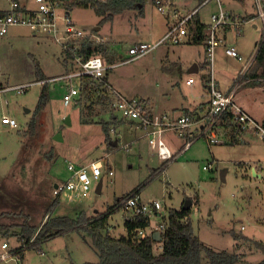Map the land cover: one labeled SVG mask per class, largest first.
<instances>
[{"label":"rangeland","instance_id":"1","mask_svg":"<svg viewBox=\"0 0 264 264\" xmlns=\"http://www.w3.org/2000/svg\"><path fill=\"white\" fill-rule=\"evenodd\" d=\"M190 2L197 5V0ZM216 2L211 1L198 11L207 36L210 33V14L218 11ZM144 5L148 19L141 27L138 19L143 12L140 9L123 12L112 21L101 23L103 17L95 9L75 5L71 16L79 28L99 37L101 41L94 44L108 42L111 45L108 54L119 62L135 43H155L165 33L166 29L160 27L164 23L162 13L154 8L151 0H145ZM9 7L8 0H0V9L8 10ZM257 23L261 26L260 20ZM244 32L239 41L243 46L250 45V49L256 52L261 29L252 30L248 26ZM199 52L203 56L204 46L195 47L190 42L180 45L167 42L140 59L112 67L110 80L119 89L122 88L120 90L128 98L149 100L156 113L170 111L176 103L189 106L193 104L191 99L201 100L202 81L195 82L192 87L185 83L187 77H193L187 70L192 66L191 59L198 57ZM179 55L185 60L183 74L173 63L179 60ZM249 55L242 63L249 61ZM65 60V52L50 35L34 36L26 27H13L7 35L0 36V215L4 214L1 220L8 224H20L25 216H29L32 225L40 226L44 218L51 214L52 204L58 200L54 194L56 183L65 181L70 175L68 162L90 165L99 160L104 165L101 194L97 193L100 182L94 180L89 198L77 204L64 199L52 212L53 217L75 218L85 213L95 218L114 209L108 221V233L119 237L126 234L125 222L131 216V211L124 208L123 203L135 191H139L143 202L158 201L163 207L160 216L151 217L153 228L164 223L169 210H182L188 201L192 204L199 199L194 203V212L189 218L194 235L215 251L235 252L239 247L236 251L242 254L239 264L261 262L264 250L259 249L256 243H264V177H253L252 171L242 169L236 163L243 162L244 166V161L251 162L244 167L257 166V171L264 174V138L259 136L247 145H230L229 136H226H232V131L220 127L215 131L225 139L224 143L211 145L206 138H200L183 154L165 161L151 149L148 138L139 137L142 133L131 126L124 127L128 123L122 120L121 113L112 110L107 114L123 122L121 127L125 132L123 134L121 127L118 128L116 136L122 135L123 138L114 146L110 142L115 135L110 133L112 141L108 142L99 123L102 119L112 121L111 116L104 115L102 105L95 103L92 112L96 116L88 117L82 108L88 107L92 100L78 104L81 98L78 97L76 102L65 106V82L59 80L70 70ZM38 69L46 79L39 80ZM177 83L178 86H175ZM29 84L25 92L1 91ZM45 84L50 85L49 103L37 116L35 125L40 126L38 131H34L30 123ZM261 87L251 90L252 93L246 96L242 93L241 100L253 111L256 108L258 116L264 117V82ZM241 92L243 90L236 93L241 95ZM6 115L17 120L18 128L11 129L2 123ZM181 115L185 114H176ZM86 119L90 122L83 123ZM233 137L238 139L235 135ZM169 138L176 145L182 141L172 132H169ZM239 139L243 141L241 137ZM244 148H250L247 154ZM108 165L112 167V176L107 171ZM222 170L228 171L226 180H222ZM5 242L12 250L21 246L17 237L0 234V254L1 245ZM155 247L156 251L161 250V244ZM24 255L18 263L98 264L100 261L91 237L79 231L57 236L40 248H27ZM208 261L204 253V264ZM0 264H17V261Z\"/></svg>","mask_w":264,"mask_h":264},{"label":"built area","instance_id":"2","mask_svg":"<svg viewBox=\"0 0 264 264\" xmlns=\"http://www.w3.org/2000/svg\"><path fill=\"white\" fill-rule=\"evenodd\" d=\"M74 1L9 0V9L0 10V36L7 35L13 27H26L36 35H50L62 47L66 55V65L70 66V70L59 78V80L65 82V106H69L74 103L76 98H80L86 78L92 79L96 84H102L100 90L110 97L111 110L121 113L122 120L131 125L135 131L142 133V136L139 137L148 138L150 147L165 161L173 157L163 138L166 133L172 132L183 140L185 149L189 148L192 143L200 138H206L211 145L222 144L225 139L220 138L215 130L223 127L221 123L228 115L231 117L229 121L230 131L238 139L241 137L244 141L245 134L249 131L256 136L264 138L263 125L258 123L236 101L237 89L246 80L248 72L257 62L259 51L264 44V0H255L257 19L261 21V38L255 55L248 62L242 63L246 58L239 52L236 45L226 44L225 46L227 56L243 64L235 83L227 92H223L218 88L215 76L216 49L222 42L218 32L220 29L234 26L237 30V35L240 36L244 22L239 19H233L231 13L222 7L220 0H204L195 10L186 14L176 8L175 0H153L158 12L172 15L173 22L170 24L167 33L155 43L141 42L132 45L129 47L126 57L120 59L114 65H108L101 55L86 58L83 52L84 46L96 43V41L100 42L101 40L93 33H88L79 28L73 21L68 7ZM211 1H217L219 9L211 15L210 33L206 39L209 104L205 114L201 116L193 114L174 116L171 113H155L147 100L128 98L115 90L108 81H104L107 71L114 66L140 59L167 42L172 45L183 44L198 11ZM32 5L33 7H31ZM28 87H30V84L10 87L1 91L16 90L17 92H25ZM2 123L12 129L18 128L19 125L16 119L7 115L3 116ZM116 130L117 128L113 125L110 132L115 133ZM103 168L104 165L101 161L93 162L86 167H79L73 163L68 164L70 175L65 181L57 184L54 190L55 196L62 200L66 199L71 203H81L84 199L90 197L93 182L94 180H99L103 175ZM108 173L111 176L113 175V171ZM123 205L124 208L131 211V216L127 218L130 221L135 220L138 215H146L150 218L160 216L163 210L162 205L158 201L143 202L139 191H135L128 196ZM119 206L121 205L119 204ZM165 227L166 223L164 221L158 228H154L156 231L162 232ZM150 229L139 230L135 234V238H147ZM35 238L36 236L33 239ZM9 247L7 242L1 245L0 262L16 260L17 264H21L18 263L22 259L21 255L15 251L16 248L12 250Z\"/></svg>","mask_w":264,"mask_h":264},{"label":"trees","instance_id":"3","mask_svg":"<svg viewBox=\"0 0 264 264\" xmlns=\"http://www.w3.org/2000/svg\"><path fill=\"white\" fill-rule=\"evenodd\" d=\"M203 1H201L202 3ZM145 0H75L68 7L72 10L75 5L91 7L96 13L103 17L101 23L112 21L114 16L128 10L143 9ZM141 5V8H140ZM195 31V43H203L205 36L203 35V27L196 23L190 26V30ZM207 37V36H206ZM206 41V40H205ZM111 45L108 42L104 44H87L84 46L83 52L86 58L101 55L107 64L113 65L118 61L108 54V49ZM258 64L264 67V44L261 47L258 58ZM208 63H206L207 67ZM39 80H44L46 77L43 72L38 69L37 73ZM108 71L104 77L107 82ZM83 87L81 98L78 104H82L84 100H92L88 107H81L86 116L96 113L92 112V107L95 103L102 105V111L107 114L112 111L110 108L111 99L105 92L100 90L102 84H96L92 79L86 78ZM50 85L45 84L41 92L40 99L37 105L36 113L30 123L31 129L34 131L39 128L35 125L38 119L37 116L44 110L49 103ZM95 98V99H94ZM230 115L223 119L221 125L229 128ZM86 119L83 123H89ZM105 132L107 141L111 140L110 130L114 125L119 128L123 122L112 116L111 122H106L103 119L99 122ZM264 127V123L262 124ZM38 131V130H37ZM229 136V137H228ZM227 135L230 143H238V139ZM111 147V146H110ZM154 175V173H153ZM60 199L58 198L52 204V212L58 207ZM110 209L107 212L95 217L89 218L85 213L77 215L75 218L67 216L53 217L52 212L40 226L32 225L29 216H25L20 224L4 223L1 219L4 214L0 215V234L4 236L13 235L20 241L21 246L15 251L23 258L27 248H40L44 243L57 236L65 235L73 231L85 233L92 239V243L99 253L100 261L98 264H204L203 254L208 256L207 264H239L242 254L237 253L239 247H236L235 252L215 251L206 247L200 239L194 235L189 216L191 209L187 210H169L166 217V227L161 232L162 240L157 241L154 237L155 228L152 227L151 218L146 215H138L135 220H126V234L119 237L112 236L108 233V221L110 215L114 212ZM22 217V216H19ZM150 229V233L145 239L135 238V234L141 229ZM36 236L35 239H33ZM156 244H161V250L156 251ZM256 246L264 250V243L257 242ZM41 250V249H38ZM264 264V259L257 263Z\"/></svg>","mask_w":264,"mask_h":264},{"label":"crops","instance_id":"4","mask_svg":"<svg viewBox=\"0 0 264 264\" xmlns=\"http://www.w3.org/2000/svg\"><path fill=\"white\" fill-rule=\"evenodd\" d=\"M151 1H152V5L155 8L154 1L153 0H151ZM199 1L201 3V1H204V0H197V5H194V2L191 3L190 0L189 1H187V0H181V1L175 0V2H176V8L177 9H180L182 11V13H185L186 14V13H189V12L195 10L198 7ZM216 3H218V2H216ZM220 4L222 5V7L225 10H227V11H229L231 13L233 19H236V20L239 19L242 22H244V24L242 26V34L240 36L237 35V30L235 29L234 26H229V27H227L225 29H220L219 32H218L219 33V38L222 40V42H221V44L216 49V54H215V71H216L215 73L216 74H215V76H216V79H217V82H218V88L221 91H223V92H227V91L230 90V88L235 83V81H236V79H237V77H238V75H239V73H240V71H241V69L243 67L242 66L243 64L242 63H239V62H237V60L235 61V60H233V58L227 56V54L225 53V46H226V44H234V45H236V47L238 48L239 52L244 57L247 58V55L250 54L249 55V58L251 59L255 55L256 52H254V50H251L250 49V45L247 46V47L246 46H243L242 43H241V41H239V40L242 37H244V35L246 33V32H244V30L248 26H250L252 30H260V24L257 23V20H258L257 18L258 17H257V9H256L255 0H220ZM31 7H33V5ZM203 7H202V9H203ZM144 8H145V5L143 6V9H142L143 14H142L141 18L138 19V22H139V26L140 27H141V24H143V21H146L148 19V18H146V12L144 11ZM218 9H219V4H218ZM0 10H2V9H0ZM69 11L71 13V10H69ZM128 11H130V10H128ZM199 12L197 13V15L195 16V18L193 19L191 26H193L196 23H198L200 26H202L204 28L203 29V35L205 36L204 42L203 43L201 42V43H197L196 44L195 41H194V39H195V31H193L191 29L190 30V34L187 36V40L184 43L190 42V45L195 46V47L201 46V45L204 46V54H203V56L201 55V52H199L200 54L198 55V57H193L191 59V61H190L192 63V66L189 67V69L187 70V72L189 74H193L192 75L193 77H191V78L190 77H187L186 80H185L186 85H187V83H189V84H191V87L194 86V83L195 82L197 84V83H201V81H202V87H203V89H202V93L200 94L201 100L200 101H195V100H192L191 99L190 101H192L193 104L192 105H189V106H186L184 104H178V103H176L175 104L176 106L175 107H171L170 108V111H164V112H159V113H171L174 116H176L177 113H179V114H182V113H184V114H193L195 116H201V115H203L205 113V111L207 109V106L209 104V96H208V90H207V76L208 75H207V67H205L206 66V41L205 40L207 39V37H206L207 34L204 33L205 24L202 21V17L199 16ZM216 12L217 11H215V10L211 12L210 19H211V15L214 14V13H216ZM118 15H120V14H118ZM162 15L164 16L163 17L164 18V23L161 24L160 27L161 28L163 27L164 29H166L165 30V33H164V35H165L167 33V31H168V28H169L170 24L173 22V18H172V15L171 14L170 15L162 14ZM114 18H115V16H114ZM209 26H210V23H209ZM209 26H208V28H209ZM139 30L140 29L137 28V32L138 33H139ZM148 32H149V29H148ZM33 35L34 36H37L34 33H33ZM164 35H162V37L160 39H158L157 41L161 40ZM157 41H155V42H157ZM137 43H140V42H137ZM137 43H135V44H137ZM257 45H258V42L256 43V46ZM117 57H118V55H117ZM120 58H122V57H120ZM184 61L185 60H183V57L181 55H179V60H175L173 62L175 64L174 66L176 67V69L178 68L177 70L181 74L184 73V69L182 68V65L184 64ZM194 65L196 67H194ZM117 67H118V65H117ZM110 70H111V68L108 70V75H107V81H108V83L115 90L119 91L121 94H123L124 96L128 97L125 93H123V91H121V90H123L122 88H120L121 89L120 90L117 86H115V84L113 82H111V80H110ZM182 78H183V76L180 77L181 80H182ZM262 82H264V67L262 65H259L258 64V61H257L256 64H254L253 67L251 68L250 73L247 74L246 80L237 89V93L239 91H241V90H243V92H241V95H237V93H236V95H237V99H236L237 104L239 106H241L247 113H249L258 123H261V124L264 123V117L258 116L255 113V110H257V109L254 108L255 110L253 111L249 106H247L245 104V102L244 103L242 102L241 98H243L242 93H244V95L246 96V95L252 93L251 90H257L258 88L262 89V87H261L262 86ZM175 86H178V83L175 84ZM188 86H190V85H188ZM52 88H54V86H52ZM129 98H138V97H129ZM186 98H187L186 99L187 100L186 103L190 102V101H188L189 96H187ZM144 100H146V99H144ZM147 101L149 102V104H150L151 109L153 110V112H155V110H154L155 108L152 105V103L149 100H147ZM255 103H256V101H255ZM104 115L106 116V114H104ZM107 115L111 116V114H107ZM111 119H112V116H111ZM128 126H131V125L128 124L127 126L125 125L124 127H128ZM223 128H224V130H230L227 127H223ZM120 129H121V132L124 131L123 130V127H121ZM118 133H119L118 128H117V130H116L115 133H111V134H113L115 136H112L113 141L110 140V141H112V142H110V144L116 142L117 145H118L121 142L120 140L123 138V136L122 135L116 136ZM124 133L125 132H123V134ZM258 137L259 136H256L251 131H249V132H247L245 134V137H244L245 140H246V142H244V141H242V142L241 141H238V143L237 142L236 143H237V145H240L241 143L246 144V145L247 144H251L256 139H258ZM163 138H164L167 146L169 147L171 153L173 154V156L175 155V157H177L180 154H183L184 152H186L188 150V148L187 149L184 148V142H183V140L181 141V143L179 142L177 145L174 142H170V141H172V139L169 138V132L166 133ZM106 140H107V138H106ZM236 143H231L230 145H233V144H236ZM249 149L250 148H244L245 154H247V152H249ZM108 151H109V148H108ZM153 151L155 153H157L155 150H153ZM247 162L248 161H244V166L250 165L251 162H249V163H247ZM70 163H73V164H75L76 166H79V167H86V165H88V164H82V163L77 162V161L76 162L69 161L68 164H70ZM236 164L240 168H242V169H246L247 171H249V170L252 171L253 177H256V178H263L264 177L262 173H259V171H257V166H256V168H254L255 166H253V168H251V167H244L242 165L243 162H239V163H236ZM67 170H68V168H67ZM205 170H207V169H205ZM107 171L108 172L109 171H112V167L110 165L107 166ZM222 173L223 174L225 173V180H226L228 171L227 170L226 171L222 170L221 171V174ZM246 177H249V176L246 175ZM63 181L64 180H61V182H63ZM97 181L102 182V189H103V182H104L103 175ZM61 182L58 181L56 183V186H57V184H59ZM102 189H101V192H102ZM61 201H63V200L60 199V202ZM197 201L192 202V204H191V206L189 208V209H191V213L194 212L192 210V208L194 206V203H196ZM189 218H190V216H189ZM46 219H47V216L44 218V220L42 221V223ZM109 219H110V217H109ZM165 223H166V221H165ZM158 227H155V228H158Z\"/></svg>","mask_w":264,"mask_h":264},{"label":"water","instance_id":"5","mask_svg":"<svg viewBox=\"0 0 264 264\" xmlns=\"http://www.w3.org/2000/svg\"><path fill=\"white\" fill-rule=\"evenodd\" d=\"M140 7H141V5H140ZM194 67H196V66L194 65ZM68 119H70V118H68ZM58 137H60V136H58ZM112 144H113L114 146L117 145L116 142H114V143H112ZM221 177H222V180H225V173H224V174L222 173V174H221ZM101 189H102V182H100L99 185H98V188H97V193H98V194L101 193ZM190 206H191V201H188L187 204H185V206L183 207V210H187V209H189ZM154 237H155V239H156L157 241L162 240V237H161V231L157 230L156 232H154Z\"/></svg>","mask_w":264,"mask_h":264}]
</instances>
